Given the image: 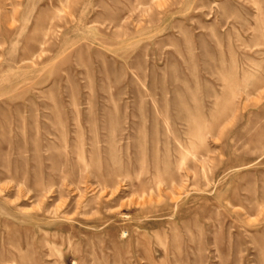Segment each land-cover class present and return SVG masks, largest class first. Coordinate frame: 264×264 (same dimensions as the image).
Returning <instances> with one entry per match:
<instances>
[{
	"label": "rangeland",
	"instance_id": "1",
	"mask_svg": "<svg viewBox=\"0 0 264 264\" xmlns=\"http://www.w3.org/2000/svg\"><path fill=\"white\" fill-rule=\"evenodd\" d=\"M0 264H264V0H0Z\"/></svg>",
	"mask_w": 264,
	"mask_h": 264
}]
</instances>
